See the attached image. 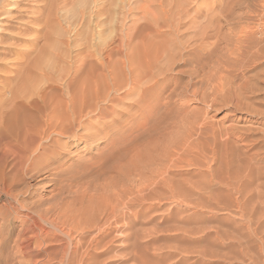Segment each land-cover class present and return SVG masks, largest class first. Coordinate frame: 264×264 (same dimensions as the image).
Masks as SVG:
<instances>
[{
  "label": "rangeland",
  "instance_id": "374dc122",
  "mask_svg": "<svg viewBox=\"0 0 264 264\" xmlns=\"http://www.w3.org/2000/svg\"><path fill=\"white\" fill-rule=\"evenodd\" d=\"M254 41L258 44L252 50H264V0H0V107L5 104L10 109L20 102L21 119L25 125H33L29 128L34 132L44 129L48 116L71 117L72 99L78 107L70 118L69 135L74 132L75 139L68 134L55 135L58 144L41 139L50 154L45 157L55 160L52 165L37 179L27 178L15 187L17 200L9 201L0 193V264H63L64 245L69 256L75 255L76 239L83 241L89 234L73 228L68 236L60 229L83 225L116 188L132 191L147 183L154 169L138 159L143 158L147 145L156 148L157 159L165 158L160 161L167 159V165L176 162L170 165L175 172L173 180L179 179L185 189L191 182H202L201 200H191L197 197L192 188L189 190L194 193L186 194L194 203L172 199L168 193L165 195L171 199H166L167 187L162 184V203L158 207L145 203L151 209L144 210L141 225H137L141 226L139 233L143 230L139 238L123 244V233L117 230L109 235L118 241L109 254L110 264H254L250 256L241 260L234 239L238 225L248 227L249 218L242 221L238 214L222 208L216 181L221 157L227 152L224 138L218 135L220 126L245 130L258 125L241 112L231 113L226 105L235 87L239 93L235 100L243 106L249 101L238 88L243 72L228 65L237 58L245 60ZM148 46L154 49L147 48L152 51L150 56L163 49L164 53L157 63L152 59L154 64L145 70L147 62L142 63ZM131 53L141 65L138 72L147 76L144 74L142 82L129 92L135 78L128 61ZM262 60L264 63V57ZM263 73V64L254 68L252 82L261 84L257 81ZM49 101L51 105H47ZM147 104L153 107L140 112ZM5 126L12 124L8 121ZM127 162L133 165L131 170ZM50 166L68 174L53 175ZM195 201L202 203L196 207ZM47 208L53 216L61 209L66 215L55 225L41 220L40 226L34 227L30 217H39ZM197 222L204 225L206 259L199 260L194 254L192 260H183L172 252L182 246L196 247L191 232L200 227ZM152 239L155 241L150 242ZM161 253H165L164 259L158 257Z\"/></svg>",
  "mask_w": 264,
  "mask_h": 264
},
{
  "label": "bare ground",
  "instance_id": "6f19581e",
  "mask_svg": "<svg viewBox=\"0 0 264 264\" xmlns=\"http://www.w3.org/2000/svg\"><path fill=\"white\" fill-rule=\"evenodd\" d=\"M215 27H217V26H215ZM191 38H192V36H191ZM152 39H154V38H152ZM257 44L258 43L256 41H254L252 43V45H250L249 51L247 52V54L250 53V55H249L250 57L248 56L245 60L244 59L239 60L237 58V60H235L237 62L232 63L230 61L232 63V65H230V64L228 65V67L230 66L234 70H240L239 72H243L242 73L243 75H241L243 77V81H241L238 84V88L242 89L244 91V93H246L249 101L243 103L244 106L241 103H238L235 99L238 98L239 93L237 90H235V88H236L235 87L232 91L234 96L232 98H231V96H229L228 102H226V105H229L228 107L231 108V111H232L231 113L237 114V112H241V113L246 115V118H248V121L256 122L258 125H257V127H252L251 129L248 128L245 130H239L237 127H233L229 124L228 125L222 124V126H220L221 129H219L218 135L222 136V138H224L223 141H224V145L226 147L225 149H227V152L223 157H221V155H220V157L222 159L221 160L222 165H220V170H218V172H217L216 181L220 184L218 192H219V200H221V203H222V208L225 210L231 211L234 215L238 214L239 215L238 218H241L242 221H243V217L249 218L248 227H246L244 225L245 223H242L243 225H238L237 230L235 232V235H234L235 236L234 239L236 240L235 243H237L236 245H238V247H239L237 249L239 251L238 252L236 251V252L239 253L238 255L241 258V260H246V258L250 256V258L252 259L254 264H264V150H263V147H264L263 146V144H264V108H263L264 107V73H263V75L259 74L260 76L258 77V81H257L258 83L259 82L261 83L259 85H256V83H255L256 82L255 80H257L256 77H254V79L256 78L254 80L255 82H252V78H250V76L253 75L250 73H251V71L254 70V68L257 69V68H260L262 64L264 65V63H262L263 62L262 58L264 57L263 48L261 50L260 47H257L255 50H252V48H255ZM165 46H166V44H165ZM147 48L153 49L152 46L146 47V53H145L146 61L145 62L142 61L143 62L142 64H145L147 62L146 65L143 66L144 69L148 65L154 64L153 62L157 63V61L160 60L159 59L161 56L160 54L164 53V49H163V51H161V53L159 55L157 54V52L154 54V55L157 54L155 57L152 55L153 56V58H152V56L149 55L151 50L147 49ZM143 49L141 48L140 50L143 51ZM135 50H137V49H135ZM137 51H136V54H137ZM151 53H152V51H151ZM247 54H245V55H247ZM142 55H143V53H142ZM232 55L234 56V54H232ZM130 56L131 57H129V58H131V59L128 60L129 63H131V65H132V67L130 68V71L133 68L134 73H135L134 74L135 78L133 79V83L130 82L131 86L129 87L130 88L129 92L134 91L133 90L134 84H137L139 82L141 83L143 78H144L143 76L146 75V73L144 71L143 72L145 75L144 74L142 75L140 72H138L139 66H141V65H140L139 61L137 60V57L135 55H132V53ZM138 58H139V56H138ZM152 59H153V62H152ZM216 67H217V65H216ZM231 68H229V69H231ZM226 71L229 72L228 69ZM261 71L263 72V70H261ZM112 76H113V74H112ZM209 76H210V74H209ZM236 76H237V74H236ZM212 77H214V76H212ZM236 78H238V76ZM127 80H128V78H127ZM211 82H214V81L212 80ZM209 83H210V81H209ZM216 85H218V84H216ZM146 86H149V85H146ZM8 87H10V86H8ZM5 89H6V87H5ZM7 89H9V88H7ZM216 89H217V87H216ZM45 96H46V94H45ZM223 98H225V97H223ZM14 99L15 98L12 97L11 101H14ZM42 99H44V98H42ZM71 99H69V100H71ZM65 100H67V98ZM223 100H226V99H223ZM19 101L20 100H18V102ZM50 101H49V103H50ZM218 102L221 103L222 101L220 100ZM19 103L14 104L12 107H10V109H9V105H5V104L0 107V110L2 108V112H0V114L2 113V115L0 117V193L4 194L6 197H8L9 201L18 199L17 198L18 194L15 191L16 190L15 187H18L27 178H30L31 180L37 179V176L39 175V173H41V171L44 170L47 166L52 165V163L55 161L50 156L45 157L49 151V150L47 151V146L45 144L46 140H48V141L50 140V141H52V143L58 144V143H60L59 138H54L55 135H57L58 137H62V136L67 137V134H68V136H71V139H75L77 137L74 134V132H72L74 134V136H72L73 134L69 135V133H71V130H70L71 129V125H70L71 119L70 118L73 117L72 114L74 113V108H78V107H74V105L76 103L75 99L71 100V103H72L71 109L72 110L71 109L69 110L71 117H69V116L62 117L61 115H59L57 117L51 116L50 118H48L49 116L48 117L45 116V117H47V119L45 120L44 129L42 131L38 130V132L32 131L31 128L33 127V125L32 126L30 125L31 128H29L30 126L25 125L27 123H25V121H23L21 119ZM49 103L48 104L46 103V104L51 105V103L50 104ZM222 104H225V103L223 102ZM34 105H36V104H34ZM47 105H45V106H47ZM70 105L67 103V105H66L67 109H69ZM76 105H77V103H76ZM39 106H40V104H39ZM152 107H153V105L147 104L144 106L143 109H141L139 111L140 112L147 111V110L151 109ZM22 108H21V111H22ZM37 108H38V106H37ZM33 109H36V108H33ZM44 109H43V111H44ZM49 110H51V109H49ZM71 111H73V113ZM36 112H38V111H36ZM56 112L58 113L57 110H56ZM59 112H60V110H59ZM103 112L104 111H102V113ZM44 113H47V115H49V113L47 111ZM84 113L87 114L86 112H84ZM104 113H106V112H104ZM51 114H53V113H50V115ZM65 114L63 116H65ZM43 115L44 114H42V116ZM54 118H56L57 121H55ZM74 119H76V118H74ZM8 121L11 122V124H12L11 127L5 126L6 122H8ZM72 124H74V123H72ZM78 124H79L80 128H82L83 130L86 129V125L83 123L82 120L81 121L78 120ZM37 125H39V124L37 123ZM37 127H39V126H37ZM105 130H107V127H105ZM77 132H79V131H77ZM86 132H87V129H86ZM42 138L45 139V143L41 141ZM261 141L263 142V144H261ZM50 147H51V145H50ZM155 151H156L155 147H152V146L148 147V145H147L145 153L143 155V158L138 157V159H140V160L143 159L142 163L144 162L145 164L152 166L151 168L154 169V171L151 169L153 171L152 175L150 176L151 178H149V176H148V178H147L148 181L144 180L147 183L144 182L145 184H143V182L140 180L143 184L142 187L138 186V187H136V189H133L132 191H129V189H126V188L124 190L116 188L115 193H113L112 195L107 194V196H105L103 198V201L100 202L101 204L95 209L94 213H91V214H89V216L86 217V220L84 221L85 223L83 225H81L79 223L80 226H78L75 223L74 225L70 224V226L68 228L60 229L61 231L66 233L68 236L72 235L71 232L73 231V228H76V232L78 230L82 229L83 232H87L89 234L88 237L83 238V241L76 239L77 243L75 244V247H74L75 255L69 256V252L67 250V247L64 245L63 249L65 252H64V254H62L63 256H62V262L61 263H63V264L64 263L75 264V262H76L77 264H110L112 261L110 262V260H109V256H110L109 254H111V252H113L115 250V248H117L118 241L114 238H108L109 235L112 232H115L117 230L120 233H123L124 234L123 238H121V243H123V244L127 240H130L132 238H134V239L139 238L140 233L143 230L141 229L140 233H139L138 229H140L141 226L137 227V225H139L142 222L141 216L144 215V213H145L144 210L148 211L149 209H151V206L149 208V207H147L148 205L145 206V203L148 202L149 205H152L153 207L158 205V204L160 205V203H162L161 201H162L163 196L165 194L167 196L169 194L170 195L169 197H172V199L173 198H180L183 201H186V202L190 201L191 203H194L191 200H196L199 198V196L200 197L202 196V195H200V194H202L201 190L203 188L202 182L200 183L199 180H198L199 183L191 182V183H189L190 184L189 187L192 188V190L196 191L195 195L197 197H194L195 199H191V200L189 199V201H188L186 191L188 193L190 191L189 190L190 188L186 187L188 190L185 189L184 185L182 184L183 182L178 183V182H180L179 179H178V181H177V179L173 180V176H174L175 172L172 173V170H171L172 168L170 165L175 164L176 162L171 164V162H173V161H171L169 163L170 165H167V163H165L167 161V159L164 162L160 161L161 159L164 160L165 158L159 157L160 159H157V157L154 155ZM52 152H54V151H52ZM235 157H236V161H234ZM217 158H218V156H217ZM158 161L162 162V163H158ZM128 164H130V163H128ZM132 166L133 165H131V164L129 166L127 165V167L129 168L128 170H131L133 168ZM49 170H50L51 174H53V175L54 174H59V175L68 174V173H66V171L62 172V171L57 170V166H50ZM125 172L128 173L129 171H125ZM172 174H173V176H172ZM119 176H121V175L119 174ZM183 177H184V179L186 178L185 176H183ZM179 178H180V176H179ZM139 179H140V177H139ZM185 181H187V180L185 179ZM192 181H195V180H192ZM162 184H165L166 186L165 185H163V186L167 187V189H165V190H167V192L164 193L163 196H162V192H160L162 190V189L160 190ZM192 190L190 191L191 194L194 193V192H192ZM102 197H103V195H102ZM228 198L231 201H229ZM166 199H171V198L167 197ZM199 200H201V199L199 198ZM191 203H189V206ZM195 203L197 205V206L196 205L195 206L199 207V205H201L200 203H202V201L201 202L195 201ZM20 206L22 208H25L23 203H20ZM144 207H145V209H144ZM156 207H158V206H156ZM57 208H59V206H57ZM62 210L64 211V209H61L59 212L57 211L58 213L56 212V216L55 215L53 216L50 214L51 210H49L47 208L44 211H41V213H38L39 217H37L35 219L30 217V219H31V222H32L34 227L40 226L41 220L48 221L50 224L55 225L57 219H61V217L63 218V215L64 216L66 215V214H64V212ZM149 217L147 219H149ZM235 217H237V216H235ZM196 219H197V217H196ZM67 220H68V218H67ZM44 221H42V222H44ZM144 221H145V219H144ZM149 221H150V219H149ZM145 222H147V221H145ZM60 223H61V221H60ZM200 223L201 222H197V225H200ZM61 225H63V223ZM143 225H144V223H143ZM124 226H126V229L124 228L125 230L120 229V227L122 228ZM175 227H177V226H175ZM198 227L199 226H196L197 229L196 230L194 229L195 231L194 230H192V232L190 231L192 236L195 237L194 239L197 241L196 247H194V245L182 246V248L180 247V250L177 253L172 252L174 255L178 254V256H180L181 259H183V260H185V259L192 260L193 259L192 257L194 254L200 258L199 260L204 261L206 259V256H207L206 250L204 249L203 244H202V242H205L203 240L205 239L204 236L206 235V234L204 235V232H205V230L203 228L204 225H200V227L199 228ZM58 228H59V226H58ZM179 228H181V227L179 226ZM191 228H192V226H191ZM181 230H183V229L181 228ZM181 230H179V231H181ZM41 231H42V229H41ZM184 233H185V231H184ZM186 234H187V232H186ZM187 235H190V234H187ZM192 236H191V238H193ZM189 238H190V236H189ZM153 240L154 239L150 240V242ZM189 243H190V240H189ZM195 243H193V244H195ZM127 245H128V243H127ZM23 246L25 247V245H23ZM125 247H127V246H125ZM176 249L178 250L179 248H176ZM164 255H165V253L164 254L161 253L160 255H158V257H160V258L163 257V259H164V257H165ZM168 256H169V253H168ZM128 260H130V259H128ZM133 264H137V263L133 262Z\"/></svg>",
  "mask_w": 264,
  "mask_h": 264
}]
</instances>
